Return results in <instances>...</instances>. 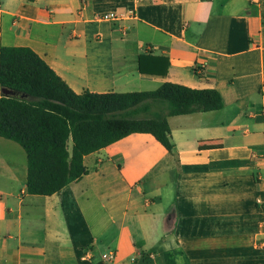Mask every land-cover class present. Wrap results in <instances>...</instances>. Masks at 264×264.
Here are the masks:
<instances>
[{"label": "crops", "instance_id": "1", "mask_svg": "<svg viewBox=\"0 0 264 264\" xmlns=\"http://www.w3.org/2000/svg\"><path fill=\"white\" fill-rule=\"evenodd\" d=\"M0 17L1 44L77 94L171 82L224 100L167 116L175 155L135 133L52 196L28 193L27 153L0 137V264H264V0H0Z\"/></svg>", "mask_w": 264, "mask_h": 264}, {"label": "trees", "instance_id": "2", "mask_svg": "<svg viewBox=\"0 0 264 264\" xmlns=\"http://www.w3.org/2000/svg\"><path fill=\"white\" fill-rule=\"evenodd\" d=\"M145 58L139 60L141 73L167 72V60L163 59V69L147 70ZM155 103L166 105L167 115L152 114ZM223 107L216 89H192L171 82L153 91L77 94L32 49L3 46L0 17V137L17 142L27 153L31 195L61 192L87 174L85 156L135 133L153 135L175 155L167 116ZM142 111L149 115H140Z\"/></svg>", "mask_w": 264, "mask_h": 264}, {"label": "built area", "instance_id": "3", "mask_svg": "<svg viewBox=\"0 0 264 264\" xmlns=\"http://www.w3.org/2000/svg\"><path fill=\"white\" fill-rule=\"evenodd\" d=\"M123 15L118 12L105 13L99 16H96V20L103 22H116L123 20ZM115 252H108L102 255L103 260L111 261L115 258Z\"/></svg>", "mask_w": 264, "mask_h": 264}, {"label": "rangeland", "instance_id": "4", "mask_svg": "<svg viewBox=\"0 0 264 264\" xmlns=\"http://www.w3.org/2000/svg\"><path fill=\"white\" fill-rule=\"evenodd\" d=\"M140 115H142V116H147V115H149V113L147 114V112H145V111H142V112H140ZM108 253V252H107Z\"/></svg>", "mask_w": 264, "mask_h": 264}, {"label": "water", "instance_id": "5", "mask_svg": "<svg viewBox=\"0 0 264 264\" xmlns=\"http://www.w3.org/2000/svg\"><path fill=\"white\" fill-rule=\"evenodd\" d=\"M6 93H7L8 95H14V93H13L12 91H6Z\"/></svg>", "mask_w": 264, "mask_h": 264}]
</instances>
